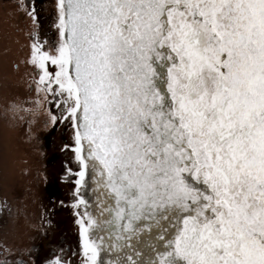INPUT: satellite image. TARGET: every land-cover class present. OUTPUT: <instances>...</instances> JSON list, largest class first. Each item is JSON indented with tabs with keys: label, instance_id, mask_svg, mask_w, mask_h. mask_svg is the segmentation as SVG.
Masks as SVG:
<instances>
[{
	"label": "snow or ice",
	"instance_id": "obj_1",
	"mask_svg": "<svg viewBox=\"0 0 264 264\" xmlns=\"http://www.w3.org/2000/svg\"><path fill=\"white\" fill-rule=\"evenodd\" d=\"M54 9L27 63L71 128L80 264H264V0Z\"/></svg>",
	"mask_w": 264,
	"mask_h": 264
},
{
	"label": "rangeland",
	"instance_id": "obj_2",
	"mask_svg": "<svg viewBox=\"0 0 264 264\" xmlns=\"http://www.w3.org/2000/svg\"><path fill=\"white\" fill-rule=\"evenodd\" d=\"M10 12H0V264H80L71 128L52 123L57 110L37 91L31 43Z\"/></svg>",
	"mask_w": 264,
	"mask_h": 264
},
{
	"label": "flooded vegetation",
	"instance_id": "obj_3",
	"mask_svg": "<svg viewBox=\"0 0 264 264\" xmlns=\"http://www.w3.org/2000/svg\"><path fill=\"white\" fill-rule=\"evenodd\" d=\"M0 2L2 3L0 5V12L11 10L10 15L16 20V25H20V29L22 26V32L27 37H24L23 34L19 36L21 39L31 43L29 34L35 30L39 31L42 40L45 36L53 41L56 39V32L53 28L55 20L54 0H0ZM25 3L28 4L29 8L35 7V12L38 17L37 20H32L28 15L24 7ZM69 251V247H66L65 252L69 253Z\"/></svg>",
	"mask_w": 264,
	"mask_h": 264
},
{
	"label": "water",
	"instance_id": "obj_4",
	"mask_svg": "<svg viewBox=\"0 0 264 264\" xmlns=\"http://www.w3.org/2000/svg\"><path fill=\"white\" fill-rule=\"evenodd\" d=\"M87 195V194H86ZM82 210H83V208H82Z\"/></svg>",
	"mask_w": 264,
	"mask_h": 264
}]
</instances>
